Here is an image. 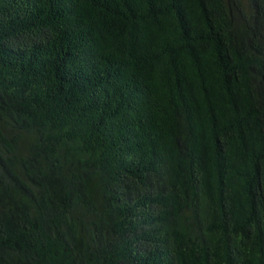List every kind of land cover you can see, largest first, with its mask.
<instances>
[{
    "label": "trees",
    "instance_id": "obj_1",
    "mask_svg": "<svg viewBox=\"0 0 264 264\" xmlns=\"http://www.w3.org/2000/svg\"><path fill=\"white\" fill-rule=\"evenodd\" d=\"M0 264H264V0H0Z\"/></svg>",
    "mask_w": 264,
    "mask_h": 264
}]
</instances>
